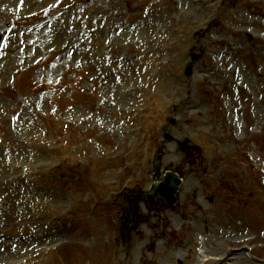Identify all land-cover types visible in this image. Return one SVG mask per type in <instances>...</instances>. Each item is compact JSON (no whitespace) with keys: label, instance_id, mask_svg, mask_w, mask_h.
<instances>
[{"label":"rangeland","instance_id":"374dc122","mask_svg":"<svg viewBox=\"0 0 264 264\" xmlns=\"http://www.w3.org/2000/svg\"><path fill=\"white\" fill-rule=\"evenodd\" d=\"M201 1L0 0V264H264V0Z\"/></svg>","mask_w":264,"mask_h":264},{"label":"bare ground","instance_id":"6f19581e","mask_svg":"<svg viewBox=\"0 0 264 264\" xmlns=\"http://www.w3.org/2000/svg\"><path fill=\"white\" fill-rule=\"evenodd\" d=\"M204 2H205V1H204ZM204 2H202L201 0H200V1L192 0V3H193L194 5H195V4L199 5V4L204 3ZM183 3H185V1H183ZM232 19H233V16H232ZM240 23H241L242 25H247L248 22H247L246 20H241ZM229 27H230V26H229ZM158 29H159V28H158ZM230 29H234V28L232 27V28H230ZM156 30H157V29H156ZM220 31H221L220 27H215V28L211 29V30L209 31V33H207V35H205V37H206V36H210L209 41H211V42L221 41V39H222L221 37H216V36H215L216 33H221ZM263 31H264V26H263ZM246 32H247L246 29H237V30H232V32H230V33L236 37V38H235V43H236V44H239L240 42L243 41V35H245ZM252 37H254V35H252ZM259 40H260V45L258 46V49H257L256 52L258 53V55H263V49H262V44H261V42L264 41V35L261 36V37L259 38ZM211 70H212V68L209 67V68H207V69L205 70V72L208 71V73H209ZM214 73L216 74V71H214ZM263 237H264V236H260L259 238L262 239ZM200 239H202V238L200 237ZM249 240H250V239H249V236H247L246 234H244V235H242V236H239L236 240H234V242H233L232 244H233V245H236V244H238L239 242H241V243H245V242H248ZM201 242L203 243L204 241L201 240ZM203 251H204V250L202 249L201 252H200V253H202V254H201V256L199 257V261L197 262V264H202V262H204V261H206V260L208 259V257L205 256V252H203ZM239 253H240V252L236 251L235 253H232V254L228 255L227 257H225V258L222 259V263H224V264H230V261H231L232 259H234V258H233L234 255H235V256H238ZM236 258H237V257H236ZM232 263H233V262H231V264H232Z\"/></svg>","mask_w":264,"mask_h":264},{"label":"water","instance_id":"95a60500","mask_svg":"<svg viewBox=\"0 0 264 264\" xmlns=\"http://www.w3.org/2000/svg\"><path fill=\"white\" fill-rule=\"evenodd\" d=\"M1 38H2V35L0 34V41H1ZM195 58L196 56L193 57V59ZM164 139L169 140L171 139V137L169 134L165 133ZM180 183H181V180L178 177V175L170 171L166 173L163 180L157 181L156 172H155L153 174L152 184H151L149 192L158 196L159 198L164 199L167 205L172 206L177 201L176 193L178 191Z\"/></svg>","mask_w":264,"mask_h":264}]
</instances>
